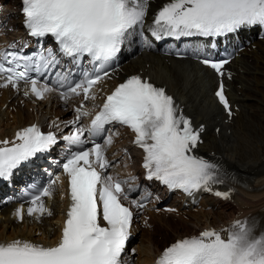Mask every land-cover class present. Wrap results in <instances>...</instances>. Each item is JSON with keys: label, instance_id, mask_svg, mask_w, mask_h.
<instances>
[{"label": "snow or ice", "instance_id": "snow-or-ice-1", "mask_svg": "<svg viewBox=\"0 0 264 264\" xmlns=\"http://www.w3.org/2000/svg\"><path fill=\"white\" fill-rule=\"evenodd\" d=\"M149 3L150 0H22L23 23L30 36H50L60 55L73 63L90 58L97 71L91 75L84 72L83 78L66 90L63 83L58 88L50 87L29 72L34 68L39 73L60 63L52 47L32 55L7 51L0 60V87L18 89L23 82L25 96L43 99L46 93L58 92L66 102L81 95L84 101H95L93 89L108 76L106 71L99 74V70L117 56L136 28L143 29ZM253 26L264 27V0H168L155 12L148 32L155 40L221 37ZM227 62L202 61L220 75H224L222 69ZM215 95L231 116L223 83ZM83 109L81 103L75 109V119L67 122L77 125L63 137L69 144L82 145L85 132L96 136L106 125L118 123L134 133L133 143L143 150L146 179L189 195L212 192V185L223 183L218 165L194 154L201 142L202 127L193 128L164 88L132 75L103 99L87 127L79 126L83 117L91 115ZM56 143L53 132L44 133L35 124L18 130L11 141L0 140V179L8 180L24 162L48 152ZM91 143L90 148L69 152L62 164L70 204L58 241L51 246L20 239L0 243V264H123L133 223L132 207L143 208L147 197L132 199L131 207L126 206L124 201H129V193L135 190L133 185L105 172L111 166L105 154L111 138L105 139L103 145ZM229 194L214 192L223 199H228ZM51 195L50 188H44L33 196L26 214L37 219L50 216L43 197ZM24 214L23 208L14 213L18 220ZM155 264H264V230L257 231L254 221L237 219L227 228L205 229L176 240L163 249Z\"/></svg>", "mask_w": 264, "mask_h": 264}, {"label": "bare ground", "instance_id": "bare-ground-1", "mask_svg": "<svg viewBox=\"0 0 264 264\" xmlns=\"http://www.w3.org/2000/svg\"><path fill=\"white\" fill-rule=\"evenodd\" d=\"M0 1L7 9L16 2ZM164 1L166 0H150L149 7L155 9ZM7 17L10 22L18 24L16 11H10ZM135 41L138 46L134 52L121 59L122 62L114 76L120 80L127 75H140L156 85L165 87L192 116L193 121L206 123L204 141L199 145L200 151L220 153L227 158L230 167L236 172L252 178L253 185L264 184V39L252 41L254 48L246 47L244 55L237 59L238 69L234 78L227 83L233 89L230 96L238 105V110L230 121H226L219 114L220 107L210 93L215 77L207 68L198 67L186 59L164 58L154 51L158 40L151 37L149 32L145 39ZM235 66L236 64L233 65L234 69ZM21 102H24V106ZM31 105L15 97L12 91L0 89V138L12 136L16 129L31 124L32 121L52 125L68 117V107L63 109L61 102L54 96H49L44 102H38L35 105V115L29 111L28 107ZM124 135L125 129L118 127L114 135L116 142L122 143ZM127 153H131L129 159H125L130 164L127 167L136 170L137 156L130 150ZM123 166L125 165H121ZM117 170L122 174L128 172L124 168ZM259 195L264 198V190ZM53 202L50 217L44 215L37 219L25 212L23 220L18 221L14 215L15 204L7 202L6 199L2 200L0 241L16 237L37 241L53 240L56 236L55 221L59 217L60 203L56 199ZM223 209H228L230 215L233 212V206L222 204L221 208L214 211L201 208L196 212L188 211V219L151 214L153 229L140 230L138 236L130 240L132 248L136 250L135 254L130 255L131 263L148 264L159 255L162 245L184 234L195 233L202 225L223 221L227 214ZM187 221L195 224V229L191 227L194 230L189 228ZM48 225L51 226L50 229L47 228ZM169 229L173 235L170 232L168 234Z\"/></svg>", "mask_w": 264, "mask_h": 264}, {"label": "rangeland", "instance_id": "rangeland-1", "mask_svg": "<svg viewBox=\"0 0 264 264\" xmlns=\"http://www.w3.org/2000/svg\"><path fill=\"white\" fill-rule=\"evenodd\" d=\"M28 108H29V111L31 112V109H30V107H28ZM126 164H127V165H125L126 167H127V166H130V164H129L128 162H126ZM226 211H229V210H228V209H226ZM225 213H226V212H225ZM162 215H164V214H162ZM209 217H210V216H209ZM156 218H157V216H156ZM165 218L167 219V217H165ZM175 218H177V217H175ZM187 225H189V226H190L189 228H191V227H192V228H194V229H195V227H196V226H195V224H193L192 222H189V221H187ZM12 227H13V226H11V228H12ZM47 228H49V229H50V228H51V226H50V225H48V226H47ZM192 228H191V229H192ZM194 229H192V230H194ZM170 231H171V229H169V230H168V234H169V232H170ZM170 234H171V235H173V233H171V232H170Z\"/></svg>", "mask_w": 264, "mask_h": 264}]
</instances>
